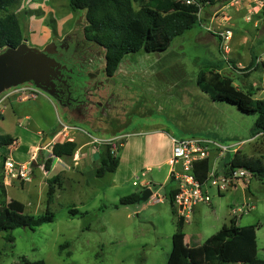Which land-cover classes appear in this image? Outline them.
<instances>
[{
  "label": "rangeland",
  "instance_id": "rangeland-1",
  "mask_svg": "<svg viewBox=\"0 0 264 264\" xmlns=\"http://www.w3.org/2000/svg\"><path fill=\"white\" fill-rule=\"evenodd\" d=\"M255 2L248 1L247 19L238 16L234 23L224 7L232 0L204 6L200 23L177 36L168 49L126 55L111 82L106 81L105 50L85 40L84 10L73 11L69 0H18L9 7V11H17L27 40L15 50L0 47V134L18 137L20 143L15 148L22 147L12 153L15 160L35 159L36 165L32 163L30 181L9 179L7 204L14 209L24 204L26 212L43 214L48 180L54 175L60 179L54 183L52 222L34 229L0 231L2 264L38 259L50 264H166L174 245H189L194 239L204 242L233 216L243 238H248V230L254 226L258 257L264 259V178L253 176L249 183L242 181L222 193L209 187L211 201L199 204L179 232L166 179L174 166L153 165L161 160L151 153L156 148L152 139L159 140L161 152L169 131L187 137L219 129L220 139L226 142L253 136L257 116L230 103H217L207 110L208 105L197 95V77L200 70L214 64L232 75L238 87L264 99L263 67L258 61L251 65L254 58H250L252 41L257 34L264 38V27L258 32L264 11H258ZM233 9L229 7V11ZM5 13L0 10V17ZM226 27L233 29L228 41L221 35ZM262 47L260 42L257 48ZM20 62H24L20 81L4 87V72L12 74L10 65ZM51 73L68 83L64 88H71L69 95L75 100L67 101L68 106L44 89L45 81L53 79ZM28 94L36 98L19 100L20 95ZM27 113L31 119L26 118ZM36 127L46 129L40 137ZM156 128L164 130L155 136L151 133ZM138 130L141 132L133 133ZM124 131H129V136ZM47 137L52 141L45 145ZM58 140L89 144L78 145L73 156L55 158L46 170L45 159ZM111 142H115L114 152L120 154V164L115 172L97 176L98 161L81 157L82 153L87 156V150L98 151ZM240 147L264 161V135L245 140ZM7 151L0 148V152ZM166 152L165 147L163 155ZM1 162L2 156L0 168ZM146 182H152L154 192L148 201L115 207L122 196L142 192ZM10 235L14 237L8 238Z\"/></svg>",
  "mask_w": 264,
  "mask_h": 264
},
{
  "label": "trees",
  "instance_id": "trees-1",
  "mask_svg": "<svg viewBox=\"0 0 264 264\" xmlns=\"http://www.w3.org/2000/svg\"><path fill=\"white\" fill-rule=\"evenodd\" d=\"M230 1L195 0L188 3L185 0H69V6L73 11H85L86 24L83 28L85 40L105 50V74L113 77L126 55L168 49L177 36L200 23L199 13L204 6L220 2L227 4ZM17 2L18 0H0V10L6 11L5 15L0 17L1 48L17 49L27 40L17 11H9V7L16 5ZM134 3L139 5L138 9ZM255 61L254 57L251 65H254ZM261 65L264 71V62ZM197 84L212 100L230 103L244 113L255 114L257 118L252 137L264 134V99L255 98L254 91L238 87L232 75L221 71L214 64L200 70ZM17 138L10 133L0 134V147L15 143ZM114 143L103 144L96 152L94 161L99 163L96 168L97 176L115 172L118 168L121 157L114 152ZM77 148L78 143L75 140L56 141L45 159L46 170L51 169L56 157L73 156ZM224 157V165L220 169L217 168V174H227L234 168L242 167L248 169L253 176L264 178V161L261 158L250 156L239 148L236 151H228ZM5 159L6 156L2 157L0 168V231L10 232L19 227L34 229L52 222L54 183L60 177L54 175L48 180L45 213L30 214L25 211L24 204H19L14 209L6 200L8 195L3 174ZM212 166L213 157L210 155L194 162L193 173L203 182L207 179ZM170 181L173 186L169 198L178 217V231L182 232L186 218L178 215L174 205L175 196L179 191L178 180L172 174ZM141 194V191H137L124 195L115 207L136 203ZM253 229L254 226H251L248 238H243L244 232L233 216L229 223L223 224L204 242L192 240L189 245H174L166 264H264V259L258 257V244ZM13 237L10 235L8 238ZM26 263L50 264L44 259Z\"/></svg>",
  "mask_w": 264,
  "mask_h": 264
},
{
  "label": "built area",
  "instance_id": "built-area-1",
  "mask_svg": "<svg viewBox=\"0 0 264 264\" xmlns=\"http://www.w3.org/2000/svg\"><path fill=\"white\" fill-rule=\"evenodd\" d=\"M185 1L191 3L195 0ZM221 35L225 41H228L232 37L233 31L231 28H226ZM256 137L251 138L250 141ZM172 142V156L169 162L174 166L171 173L178 180L179 191L175 196L174 205L179 216L190 218L195 206L209 203L211 201L209 187H214L219 193H222L242 181L249 183L253 177L248 169L242 167L234 168L227 174H217V167L214 165L203 182L197 179L193 173L194 162L210 156L213 149L217 150L221 157H224L228 151H236L240 148V143H244V141L226 144L204 136L191 135L182 138L172 136ZM32 169L31 160L18 162L7 157L3 165L4 181H30ZM236 213L237 211L233 210V214Z\"/></svg>",
  "mask_w": 264,
  "mask_h": 264
},
{
  "label": "crops",
  "instance_id": "crops-1",
  "mask_svg": "<svg viewBox=\"0 0 264 264\" xmlns=\"http://www.w3.org/2000/svg\"><path fill=\"white\" fill-rule=\"evenodd\" d=\"M248 1L249 0H232V4H228V5H226V6H224L228 11V13H231V15H230V18H232L233 19V23H234V18H237L238 16H243L244 17V19L243 20H245V19H247V12H246V7H250V5L251 4H248ZM256 5H255V8L258 10V11H261V10H263L264 11V0H256ZM234 7V9L231 11H229V7ZM223 7V8H224ZM221 17V16H220ZM228 18H229V16H227ZM242 17V18H243ZM261 19H263V18H261ZM261 19H259V20H261ZM261 22L263 23L262 24V27L261 28H259L258 29V32L260 33V31H261V29L264 27V21L263 20H261ZM255 24L256 25H259V21L257 20L256 22H255ZM226 28H231V27H226ZM232 29V28H231ZM232 31H233V29H232ZM205 34H210V33H206L205 32ZM257 39H255V40H253L252 41V44H251V48H252V53H250V58H256V61H258V62H260V63H262V62H264V47H262L261 48V50H259L257 47L259 46V43L260 42H262V43H264V38H261V39H259V34H257ZM244 47L240 44L239 45V49L240 50H242V51H244V49H243ZM254 53H255V56H254ZM257 53V54H256ZM254 56V57H253ZM263 84H264V72H263ZM255 88H256V86H254ZM251 88V87H250ZM252 89V88H251ZM204 93V91H202L201 89L200 90H198V92H197V95H198V97H199V99L201 100V99H203L205 102H206V104L208 105L207 106V110H210L208 107H215V105L218 103V104H222V102H217V101H214V100H212L211 98H210V96H209V98H206V96H205V94H203ZM195 94H196V92H195ZM30 98H36V95H27L26 97H24V96H21L20 95V98H19V100L21 101V102H23V101H26L27 99H30ZM47 99H49V98H47ZM205 110V109H204ZM206 111V110H205ZM16 112V111H15ZM3 114V110H0V115H2ZM26 118L27 119H31V116H30V114L29 113H27L26 115ZM19 117V116H18ZM43 130H46V129H43V128H41V127H36V129H35V133H36V135H38L39 137H40V134H41V132L43 131ZM154 130V132L153 133H151V134H154L155 136L157 135V133H159L160 131H163L164 129H160V128H156V129H153ZM126 134H128V136H129V134H130V132L129 131H124ZM141 132V130H138V131H133V133H140ZM146 132H150V130H148V131H146ZM169 133V135L166 137V138H164L163 137V143H164V148H162L161 149V152H160V145H159V143H158V141L159 140H156L155 138L154 139H152L153 141H156V148L155 149H152L151 150V153H152V155H153V158L154 159H159V160H161V161H153V165H158V164H161V163H165V164H170V162H169V160H170V158H171V156H172V148H173V142H172V136H174V137H176V135H174L173 133H171L170 131L168 132ZM125 134V135H126ZM193 134V133H192ZM14 135V134H13ZM264 135V134H263ZM14 136H16V135H14ZM162 136V135H161ZM200 136H204V137H207V138H210V139H212V140H215V141H219V142H225V143H235V142H239V141H245V140H250L251 138H253V137H249V138H246V139H238V140H236V141H223V140H221L220 138H221V134H220V130L218 129H215V130H213L212 132H210L209 133V131L207 132V133H203V134H200ZM258 136V135H257ZM128 138V137H127ZM127 138H126V140H127ZM179 138H182V137H179ZM254 140V139H253ZM253 140H251V141H253ZM20 142L18 141V138H17V140H16V142L15 143H13V144H11V145H8V146H3V147H0V148H5V149H7V150H9V151H7V153H5V152H0V156H2V157H4V156H6V158L7 157H10V158H13L14 159V157H12V153H14L16 150H19L20 148H18V147H16L15 148V145H17V144H19ZM155 143V142H154ZM89 144V141H86L85 143L83 142V143H79L78 145L80 146L79 148H82L83 146H87ZM126 147V144L124 143L123 144V148H125ZM165 147L167 148V152H166V154L165 155H163V153H164V149H165ZM27 148H28V146H27ZM159 150H158V149ZM241 151H243V149L240 147L239 148ZM30 151H31V149H30V147L28 148V150H27V152H28V154L30 153ZM96 152L97 151H93V152H91V150L89 149V150H87L86 152H85V154H87V156H83V153H82V156L81 157H84V158H88V157H90L89 158V160H92V158H94L95 157V154H96ZM244 152V151H243ZM31 156H32V154H30V158H31ZM211 156L213 157V165L214 166H216L218 169H220L223 165H224V161H225V157H221L220 155H219V153H218V151L217 150H215V149H213L212 150V152H211ZM57 159H59V158H61V157H56ZM163 159V160H162ZM15 160V159H14ZM16 161H19V160H16ZM94 161V160H93ZM94 162H96V161H94ZM214 166H212V167H214ZM151 167V166H150ZM149 167V168H150ZM172 166L169 168V173H168V175H167V177H166V179H168V185H169V192H170V189H171V187L173 186V183L170 181V178H171V175H172V173H171V170H172ZM32 174H33V172H32ZM152 182H146V183H144V186H148V187H150V184H151ZM5 184H6V186H7V182H5ZM237 185V184H236ZM7 192H8V190H7ZM201 205V204H200ZM198 206V205H197ZM197 206H195V208L197 207ZM195 208H194V210H193V213H194V211H195ZM192 213V214H193ZM192 216V215H191ZM191 218V217H190ZM237 220V219H236ZM186 221H188V220H186ZM225 224V223H224ZM194 240H197L198 241V239H194ZM201 242V241H200Z\"/></svg>",
  "mask_w": 264,
  "mask_h": 264
},
{
  "label": "flooded vegetation",
  "instance_id": "flooded-vegetation-1",
  "mask_svg": "<svg viewBox=\"0 0 264 264\" xmlns=\"http://www.w3.org/2000/svg\"><path fill=\"white\" fill-rule=\"evenodd\" d=\"M58 57H61L62 53H58L57 54ZM96 72V71H95ZM82 74V73H81ZM93 75V74H92ZM107 76V75H106ZM51 77H53V79H56V81H54L53 79L52 80H46L45 84H43L44 86V89L49 92L50 96L58 99L60 102H62V105H66L68 106V102L67 101H74V97H70L69 93H70V90H68V88H64V85L68 84L67 82H63V78L59 76V74H55V73H51ZM57 77V78H56ZM78 77V76H77ZM113 79V77H108L106 78V81H110ZM58 83L60 85H58ZM68 90V91H67ZM63 95H66V99H63ZM72 98V99H71ZM68 99V100H67ZM70 99V100H69ZM109 102H107V104H105V107L110 108L109 105H108ZM48 138V137H47ZM47 138L45 139V141L47 140ZM44 141V142H45ZM52 141V140H51ZM46 145V144H45Z\"/></svg>",
  "mask_w": 264,
  "mask_h": 264
},
{
  "label": "water",
  "instance_id": "water-1",
  "mask_svg": "<svg viewBox=\"0 0 264 264\" xmlns=\"http://www.w3.org/2000/svg\"><path fill=\"white\" fill-rule=\"evenodd\" d=\"M10 49H13V48H10ZM23 64H24V62H20L19 65L18 64L17 65L16 64L15 65L11 64L10 67H11L12 74H7L6 71L4 72V79H3L4 83H2V84H4V87H5L6 84L9 85L12 82L15 83V82L20 81V79H21L20 78L21 77V73L20 72L23 69L22 68ZM1 88H3V86ZM51 140H52V138L48 137L47 140L44 142V144H47V141H51ZM32 163H33V165H36V160L34 159ZM153 195H154V192H153L152 188L151 187H147V188H145L142 191V194H141L140 198L138 199V202L148 201Z\"/></svg>",
  "mask_w": 264,
  "mask_h": 264
}]
</instances>
